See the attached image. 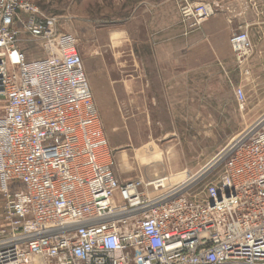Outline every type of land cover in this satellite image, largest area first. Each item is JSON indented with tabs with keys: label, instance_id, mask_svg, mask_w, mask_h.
<instances>
[{
	"label": "built area",
	"instance_id": "built-area-1",
	"mask_svg": "<svg viewBox=\"0 0 264 264\" xmlns=\"http://www.w3.org/2000/svg\"><path fill=\"white\" fill-rule=\"evenodd\" d=\"M172 1L185 36L214 14ZM229 47L239 66L254 52L246 32ZM0 99V264H264V122L197 194L187 172L119 182L75 39L23 0H0Z\"/></svg>",
	"mask_w": 264,
	"mask_h": 264
},
{
	"label": "rangeland",
	"instance_id": "rangeland-1",
	"mask_svg": "<svg viewBox=\"0 0 264 264\" xmlns=\"http://www.w3.org/2000/svg\"><path fill=\"white\" fill-rule=\"evenodd\" d=\"M23 1L56 18L60 32L75 39L119 182H174L187 172L200 175L197 194L220 175L221 158L231 146L264 122V0H192L214 8L206 22L217 56L199 67L195 80L185 78L177 87H167L164 103L156 79L147 78L150 86L139 95L133 123L127 120L131 113L125 101L132 49L145 53L147 70H157L169 54L185 56L190 67L189 43L196 31L184 35L173 1ZM236 32L248 34L254 51L240 66L230 47L225 48ZM21 38L27 60L43 57L38 44ZM238 87L245 94L243 111L236 105ZM2 107L0 99V114Z\"/></svg>",
	"mask_w": 264,
	"mask_h": 264
},
{
	"label": "crops",
	"instance_id": "crops-1",
	"mask_svg": "<svg viewBox=\"0 0 264 264\" xmlns=\"http://www.w3.org/2000/svg\"><path fill=\"white\" fill-rule=\"evenodd\" d=\"M210 31V25L205 22L201 28L190 37L188 56L190 63L189 69L185 66V56L173 57L172 54H169L170 56L168 58L163 57L161 59V66H159L157 70H147L145 69V61L147 60L145 59V53L142 51V53L135 54L132 49L133 67L131 72L127 75L126 80V109L127 111H130L129 113H131V115L127 118L128 121L133 123L136 119L135 110L140 109L139 95L140 93L145 94V90L150 86V80L146 81L147 78L156 79L158 95H162L161 101L164 103L165 96L167 94V87H177L181 84L182 79L185 78H193L195 80L199 70L203 68L204 63L206 64L214 60L217 54L216 51L212 50L213 47L210 42L213 36ZM225 48H229L227 43H225ZM229 51L231 53L230 48ZM134 61H136V64L138 63L136 66L137 68L134 67ZM141 99L144 103L142 97ZM95 105L98 111L97 104L95 103Z\"/></svg>",
	"mask_w": 264,
	"mask_h": 264
}]
</instances>
